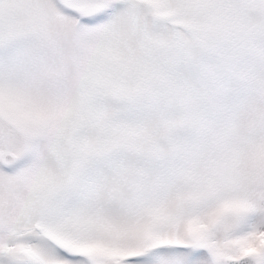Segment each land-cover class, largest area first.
I'll return each instance as SVG.
<instances>
[{"label":"snow or ice","instance_id":"1","mask_svg":"<svg viewBox=\"0 0 264 264\" xmlns=\"http://www.w3.org/2000/svg\"><path fill=\"white\" fill-rule=\"evenodd\" d=\"M256 5L194 4L174 27L141 0H0V264H264V199L245 213L222 164L182 162L217 155V108L224 151L264 152V102L257 144L234 67L237 14L264 30ZM172 80L205 118L176 133L183 153Z\"/></svg>","mask_w":264,"mask_h":264},{"label":"rangeland","instance_id":"2","mask_svg":"<svg viewBox=\"0 0 264 264\" xmlns=\"http://www.w3.org/2000/svg\"><path fill=\"white\" fill-rule=\"evenodd\" d=\"M151 15L158 20L172 21L174 27H183L186 19H191L198 15L199 10L193 9L194 4L229 2V0H141ZM252 6L256 7V0H250ZM156 9L158 11H156ZM236 19L241 27L233 37L237 47H241L246 54L234 67L238 70L240 82L247 88L251 89L253 96L248 102V108L245 111L243 124L249 132L248 139L256 141L259 144L261 135L259 128H253V117L258 115L262 102H264V91L261 90V81L264 80V57L261 55V49L264 48V30H262L258 22L246 23L242 17L237 14ZM179 52V50H177ZM159 55V53H158ZM200 71L204 77H208L211 67L208 61L200 62ZM172 86L183 97V110L186 119L177 123L171 130V139L174 147L179 153L184 152V146L176 141V133L182 129L190 128L194 124L200 122L203 113L199 108L195 95L182 81H171ZM215 91L222 94L223 89L219 85ZM221 114V110L217 108L213 115L207 117V127L210 129V143L212 150L216 151L215 157L202 159L198 152L193 153V158L188 160L182 158V162H186L191 166L187 172L191 174L193 168L197 164H202L206 169L215 164L220 163L227 171L231 180V199L242 203L245 208L244 212L254 211L260 205V201L264 199V152L257 148L256 151L244 152L239 157L235 156L231 150L224 151V134L221 131L222 121L217 120V115ZM167 119L171 120L169 115ZM218 124L221 127H218Z\"/></svg>","mask_w":264,"mask_h":264},{"label":"flooded vegetation","instance_id":"3","mask_svg":"<svg viewBox=\"0 0 264 264\" xmlns=\"http://www.w3.org/2000/svg\"><path fill=\"white\" fill-rule=\"evenodd\" d=\"M145 1H147V0H145ZM156 11H158V10L156 9Z\"/></svg>","mask_w":264,"mask_h":264}]
</instances>
